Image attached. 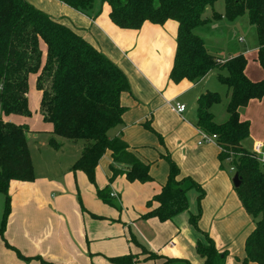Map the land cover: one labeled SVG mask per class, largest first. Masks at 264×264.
Listing matches in <instances>:
<instances>
[{
  "label": "crops",
  "instance_id": "obj_1",
  "mask_svg": "<svg viewBox=\"0 0 264 264\" xmlns=\"http://www.w3.org/2000/svg\"><path fill=\"white\" fill-rule=\"evenodd\" d=\"M26 1L74 31L126 75L130 91L120 99L125 108L122 124L110 130L108 136L123 140L142 163L149 165L151 181L129 183L120 176L109 184L112 160L108 152V158L104 155L99 161L95 183L91 185L82 172L71 171L83 144L56 138L61 147L55 151L48 147L49 139L43 141L41 148L50 149L55 155L63 153L65 142L70 143L72 156L64 166L44 164L46 172L37 173L33 166V182H9L10 213L0 236V264H41L38 258L48 264H112L109 259L129 255L135 257L133 264H165L167 260L168 264H201L195 247L205 241L189 223V218L198 213L195 190L187 193L188 210L171 221L139 219L148 211L147 203L166 182L168 164L162 159L164 155L177 165L180 179L190 178L204 191L198 221L200 232L213 240L218 253L224 252V264H242L245 240L253 222L246 228L248 216L236 197L233 177L225 168L220 169L218 147L214 142L199 145L200 132L195 128L196 100L212 88L208 86L210 77L219 73L211 71L196 84L186 80L177 85L170 82L177 36L175 21L161 26L146 22L136 31L121 30L110 21L109 7L101 0H95L94 11L99 14L94 19L55 0ZM213 11L222 15L224 8L219 12L213 6L210 12H204V17L210 18ZM241 19L213 21L196 29L195 34L203 40L208 53L222 62L242 55L246 59L245 76L258 82L264 78V72L257 61V39L255 45H249L244 44L241 36L236 43L231 38L234 33L243 34L246 25H250L248 19L246 22ZM41 49L44 61L45 47L42 45ZM220 72L226 75V71ZM226 94L225 88L217 121L213 115L218 124L227 118ZM38 95L40 101L41 94ZM186 95L194 100L190 110L180 100ZM176 103L185 105L182 114L173 110ZM15 117L6 121L26 126ZM239 118L250 125L249 135L241 146L253 152L260 145L264 154V97L251 100L240 109ZM51 132L52 126L47 134L51 136ZM104 188L113 195L117 208L97 198L96 190ZM156 206L152 204V208ZM134 242L156 259H148ZM17 252L29 260L20 259Z\"/></svg>",
  "mask_w": 264,
  "mask_h": 264
},
{
  "label": "trees",
  "instance_id": "obj_2",
  "mask_svg": "<svg viewBox=\"0 0 264 264\" xmlns=\"http://www.w3.org/2000/svg\"><path fill=\"white\" fill-rule=\"evenodd\" d=\"M55 1L90 19L99 14L94 11L95 0ZM101 1L109 7L110 21L121 30L136 31L146 22L159 26L167 21L177 23L176 48L169 74L172 84L184 80L196 84L211 71H226V75L217 76L227 90L226 120L220 124L214 121L210 110L221 98L207 91L196 100L195 128L207 136H215L220 169L228 166L240 180L234 191L243 211L253 222V229L245 240L242 264H264V164L241 146L249 135L250 125L239 118L240 109L251 100L264 97V78L250 81L244 74L246 59L242 55L222 62L208 53L203 40L195 34L196 29L210 22L221 19L231 22L246 16L256 32L257 61L264 72V0ZM219 1L224 5L223 14L213 11L210 18H205V10ZM30 75L36 76L35 88L41 94L42 121L52 126L48 147L55 151L60 149L56 138L83 143L72 172H82L94 185L95 169L109 152L112 160L109 184L120 176L129 183L151 181L149 165L142 163L123 140L108 136L110 130L122 124L125 108L120 99L123 93L130 91L126 75L86 40L26 0H0V194L4 198L0 236L10 213L9 182L35 180L27 145L29 130L24 125L6 121L10 116H31L27 102ZM144 127L151 132L147 124ZM162 159L168 164L166 182L147 203L148 211L139 219L171 221L188 210L187 193L195 190L198 213L189 218V223L205 241L196 244L195 253L202 260L201 264H224L225 254L218 253L213 240L198 229L204 191L192 179H180L179 168L168 155ZM96 196L103 204L117 208L108 188L96 190ZM153 203L157 205L155 208H152ZM139 247L148 259L154 257ZM17 255L29 260L18 252ZM109 261L133 264L135 257L129 255ZM168 263L169 260L165 264Z\"/></svg>",
  "mask_w": 264,
  "mask_h": 264
},
{
  "label": "rangeland",
  "instance_id": "obj_3",
  "mask_svg": "<svg viewBox=\"0 0 264 264\" xmlns=\"http://www.w3.org/2000/svg\"><path fill=\"white\" fill-rule=\"evenodd\" d=\"M224 5L222 1L217 2L214 5V9L216 11H223ZM206 12H210L211 8H207ZM205 12V13H206ZM241 20H247V17L244 16L242 17ZM243 22V21H241ZM247 27H245V29L243 30V34H236L234 33L233 36H231L232 40H234V43L237 42V39L241 36V38L245 41L244 44H252L255 45L256 43V38H255V29L253 26L251 25H246ZM239 45H244L241 43H238ZM218 74V75H223L221 74L220 71L218 70H214V74ZM210 82H209V87L210 90H208L209 92L212 93H217L220 98L222 99V103L215 105L213 108L214 112L213 115L216 118V121L218 119V115L221 111L222 108V104H223V89H225V87L221 84H219L218 79L216 77V75H213V77H210ZM213 85V86H212ZM220 89V90H219ZM39 93L37 92L36 88H35V77L34 75H30L28 77V93H27V102H28V108L29 111L31 113L30 117H20L17 116L15 118L17 121H19L21 123V121L23 123H25L26 126L29 127V133L27 134L28 136V140H27V145H28V149H29V153H30V157L31 160L33 162V166L36 169L37 173H41L42 171L46 170L43 169V165L48 163V164H52L57 166L58 165H62L64 166L66 164V161H68L71 158V153L73 152V146L70 143H64V148H63V153H58V155L53 154V152L50 149L47 148H41V143H43V141H47L48 139L51 138V136L49 134H47L49 131H51V125L50 124H46L42 121V118L39 114ZM186 106L187 108L190 110L193 107V103L194 100L190 95H186L184 96L182 99H180ZM22 123V124H23ZM69 142V141H68ZM79 144H83L82 142H79ZM206 144V143H204ZM109 153L106 152L104 155L106 158H108ZM103 155V156H104ZM104 158V157H102ZM102 158L100 160H102ZM225 170L227 173H230L231 178L233 177V173L230 171V168L228 166H224ZM46 172V171H44ZM204 198V197H203ZM202 198V200H203ZM3 196L0 194V220H1V216H2V211H3ZM201 200V202H202ZM200 202V203H201ZM247 221H246V228L250 225L251 223V219L249 217H246ZM235 251H238L235 249ZM224 253V252H223ZM151 259H156V256L152 257ZM226 259L224 258V261Z\"/></svg>",
  "mask_w": 264,
  "mask_h": 264
},
{
  "label": "built area",
  "instance_id": "obj_4",
  "mask_svg": "<svg viewBox=\"0 0 264 264\" xmlns=\"http://www.w3.org/2000/svg\"><path fill=\"white\" fill-rule=\"evenodd\" d=\"M185 105L183 104H179L176 103L173 107V110L177 113V114H182L185 111ZM215 140V136H207L203 133H200V141L198 142V144H204V143H211L214 142ZM255 157L258 159V161H260L261 163L264 164V154L262 151V146L260 145H256L254 147V150L252 152ZM232 170V169H231ZM113 197V195H111Z\"/></svg>",
  "mask_w": 264,
  "mask_h": 264
},
{
  "label": "water",
  "instance_id": "obj_5",
  "mask_svg": "<svg viewBox=\"0 0 264 264\" xmlns=\"http://www.w3.org/2000/svg\"><path fill=\"white\" fill-rule=\"evenodd\" d=\"M232 185H233L234 188H238L239 185H240V180H239L237 174H234V175H233V178H232Z\"/></svg>",
  "mask_w": 264,
  "mask_h": 264
}]
</instances>
